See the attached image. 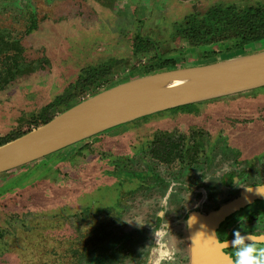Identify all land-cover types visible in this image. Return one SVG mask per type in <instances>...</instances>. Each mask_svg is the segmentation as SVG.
<instances>
[{
  "label": "rangeland",
  "instance_id": "374dc122",
  "mask_svg": "<svg viewBox=\"0 0 264 264\" xmlns=\"http://www.w3.org/2000/svg\"><path fill=\"white\" fill-rule=\"evenodd\" d=\"M232 6L237 10L264 7V0H0V145L42 125L39 123L46 115L56 116L68 108L67 103L72 106L107 87L158 72L164 62H173L166 69H174L263 48L264 38L238 45L245 26L241 20L228 22L232 12L236 16L241 12H231ZM5 66L9 78L3 70ZM188 106L111 128L102 132L113 142L111 146L106 142L103 148H90L101 140L93 136L1 182L2 197L17 188H38L37 184L56 175L55 168L68 171L81 159L97 162L95 166L89 163L93 170L71 184L70 176L60 178L63 187L62 181L47 180L50 188L32 203L35 208L31 209L37 214L31 212L29 218L39 219L29 223L36 222L38 232L26 226L28 221L22 217L25 213L19 214L25 203L2 212L11 227L16 221V247L31 253L27 261L15 259V264H147L155 246V231H163L165 239L172 243L175 240L167 223L160 228L156 225L169 208L166 206L174 215L180 210L188 211L201 200L198 195H189L182 169L187 168L186 174L191 169L190 176L199 175L209 189L210 170L226 164L221 155L230 148L239 162L243 160L240 163L247 172L246 182L264 185V87ZM164 122L170 126L161 130ZM189 128L203 131V158L208 154L216 161L215 166L208 162L187 166L178 161L154 166L157 188L147 176L152 163L148 151L139 149V159L127 164H131L127 171L120 170L119 161L123 157L130 160L125 154L130 140L135 144L130 146L132 149L142 148L159 131L178 134ZM14 171L0 174V178L10 177ZM171 185L176 195L173 203L166 205L163 196ZM35 193L40 194L36 190L31 195ZM205 194L203 199L210 209L229 200L232 191H218L216 197L209 190ZM4 198H0L1 203ZM73 204L83 210L79 216L71 214ZM110 205L116 207L112 214L106 209ZM259 206H264V199L259 200ZM177 233L182 239L181 230ZM46 235L54 245L61 242L59 248H47L43 244L48 240ZM180 260L183 262V257ZM162 264L183 263L173 259Z\"/></svg>",
  "mask_w": 264,
  "mask_h": 264
},
{
  "label": "flooded vegetation",
  "instance_id": "af4514ba",
  "mask_svg": "<svg viewBox=\"0 0 264 264\" xmlns=\"http://www.w3.org/2000/svg\"><path fill=\"white\" fill-rule=\"evenodd\" d=\"M7 68L8 66H5L3 67V70L5 72L6 78H9V76L7 75V72L9 70H7ZM0 74H2V72H0ZM168 126H170V123L166 125V123L164 122L163 125L160 126L159 128L162 130L163 128H166ZM159 132L160 133L154 136L152 142L143 143L144 146L142 148L137 146L135 149H132V147L130 146L133 145L135 146V144L133 143L134 141L133 139L130 140L127 145L128 151L125 152V154L127 155L126 157H129L130 160L127 161L126 158L123 157L119 161L120 170L127 171L128 166L131 167V164L130 165L127 164L137 161L139 159L136 154L137 150L139 149H141V151L145 153L148 151L147 155L151 159L152 163H151V167H149V169L147 170L148 172L147 176L148 178H150L152 184L157 188L159 184L157 180V174H156L157 172H155L154 166L158 168L160 164L161 165L163 164L166 165L168 163L172 164V162L174 161H178L180 163L183 162L182 164H185L187 166H192L194 163L198 164V162H202L203 165L204 163L208 162V164L215 166L214 163L216 161L214 162L213 158H211L208 154L205 155V157L203 158L204 154H206L205 143L202 140V138L204 137L202 135L203 131L189 128L187 132H179L178 134H174L169 130L167 131L164 130ZM101 135L98 134L94 136V137H99L98 139L101 140L98 144L95 143L91 145L88 144L90 148H97V147L99 148V146H102L103 148L104 146H106L105 145L106 142H109V146L113 145V142L110 139L104 138L105 134L101 133ZM128 139L130 138L128 137ZM160 139L162 140V142L160 141ZM186 142L190 144L189 147L185 146L187 144ZM131 150H133L134 152H132ZM230 153H231L230 155L231 158H225ZM235 154L236 153L235 151L233 152L232 148L222 153L221 155L222 161H226V164H223V166H219V167L218 166L213 167L210 170L209 178L211 179V187L209 189L203 186L202 182L200 181V179L202 178L199 175L196 176V178H192L190 176V173H192L191 169H188L187 174H186L187 168L185 170L182 169L181 173L183 174V172L185 171L183 176L186 175L187 177L186 182L189 184L188 187H190L189 195L190 194L198 195L200 196L199 199L201 198V200L198 202V204L188 209V211L180 210L177 211V213L174 215L168 213L170 206H166L169 208L164 210L161 214L162 215L160 217L161 219L157 220V224H156L157 228H160L161 225L163 226L165 225V223H167L168 228L171 227L169 229V232L171 231L173 238L175 239L173 240V243L170 239H166L168 241L167 249L169 253L173 255V258H171L170 260L173 261L174 259L180 261L183 264H232V260L234 259V256H233V249L231 247V243H229L227 247H224L223 249H221V252H219L215 248V246L210 242L211 236L214 235L221 242L224 241L230 242L233 239V231L237 229L241 231L242 235L245 233H249L253 235L264 234V206H259V200L262 199L255 198L251 201L246 200L242 204L235 205L236 202L242 199L241 198L242 194L249 191L248 189L253 190L256 189L257 187L264 188V185H262V183L260 184L256 181H252L251 184H248V182H246L247 172L246 170H243V165L240 163L241 161L243 162V160L241 159V161L239 162V160L236 159ZM196 155L197 156L199 155L200 157L198 156L199 158H196ZM95 161L96 160L93 159H81L77 164V166H74L73 168H69L68 171L67 170L62 171L61 169L55 168L54 171H56V175L54 177L53 175H51L47 177V179L43 180L42 184L41 183L37 184L39 185L38 188L25 189L21 187V189L17 188L15 190H12L11 192H8L5 196H2L5 197L4 203L0 202V218L2 212L4 211L7 212L8 210L11 209L13 205L15 204L20 205L21 203H25L22 209L19 211V214L25 213L24 216H22V214L21 216L23 217L24 220L28 221V224H26V226H28L31 229H35V231L38 232L39 229H38V225H36V222L34 224L33 223L29 224V223L34 222L35 220L39 221V219H36L37 217L35 216L34 219L33 218L29 219V218L31 216L30 215L31 212L35 213V211H32L31 209L32 207L35 208L34 205H32V203L33 204L35 203V200L38 199L37 197H39V195H41V197L44 196V193L47 192L46 190L50 188L47 180L51 181L54 178L53 180H55L56 182L62 181L60 187H63L62 186L64 185L63 179L60 180V178H64L66 175H68L67 179L69 178V176L72 178V179L70 178L68 179V183L71 184L74 179L76 181L80 179V177L82 178V174L87 175L90 169L93 170L94 168L93 166H95V164L97 163V162L95 163ZM91 162L94 163L93 166L89 164ZM33 163L35 162L22 166L21 169L18 170L19 172L16 170L13 172V174L11 175L9 174L10 177L4 176L0 178V183L1 182L4 183L7 182V180L9 179L16 178L21 171L24 172L27 171V169L30 167L29 165H33ZM211 165L209 167H211ZM131 170L134 171V168ZM259 178L261 179V177ZM193 183H195V187L192 189ZM173 187L175 186L171 185V188L167 189L165 195L163 196L167 200L165 202L166 205H170L168 204L169 201L173 203L174 197L176 195L173 193ZM72 188L74 187L72 186ZM205 189H207V192L205 191ZM36 190L37 192H40V194L35 193L36 195L32 196L31 193L35 192ZM208 190L209 193H212L211 195L212 197L216 195L218 191L222 192L224 190L232 191V195L230 196L229 200H226L221 204L209 209L207 208L208 202L204 200L206 197L205 193H208ZM27 191L28 194L26 193ZM2 197L0 196V198ZM110 198L112 200H114L115 198L112 193H110ZM86 205H90L89 208L94 209V207H92L91 204L88 203ZM114 207L115 205H110L108 208H106L109 210L108 211L109 214L113 209H116V207L115 208ZM72 209L73 211L71 214L74 215L78 214L76 216H79V214L83 212V210L79 209L78 206H76V204L72 205ZM41 213L42 212H39V214ZM84 213L86 214L88 213V211ZM93 213H96V211H94ZM165 214H167L169 217H167ZM2 216L3 219L0 221V264H15V259H20V258L22 260L27 261L29 258H31L30 251L26 248L16 247L15 235L13 232V230L15 229L14 222L16 221L12 222V227H11V222L8 219H6L7 217H4V215ZM163 218H166L165 222L162 221ZM190 218H192L191 225L188 224V220ZM177 230H181L182 239L178 235ZM35 231L33 230L34 233ZM46 237L48 240L45 241L43 244L47 246V248L48 245L50 247L59 248L58 246L61 245V242H59L58 245H54L53 239H49L48 235H46ZM181 257H183L184 259L183 262L182 260H180Z\"/></svg>",
  "mask_w": 264,
  "mask_h": 264
},
{
  "label": "water",
  "instance_id": "95a60500",
  "mask_svg": "<svg viewBox=\"0 0 264 264\" xmlns=\"http://www.w3.org/2000/svg\"><path fill=\"white\" fill-rule=\"evenodd\" d=\"M264 87V47L219 61L166 69L100 90L0 145V174L156 113ZM237 204L264 194H242Z\"/></svg>",
  "mask_w": 264,
  "mask_h": 264
},
{
  "label": "clouds",
  "instance_id": "9594fccd",
  "mask_svg": "<svg viewBox=\"0 0 264 264\" xmlns=\"http://www.w3.org/2000/svg\"><path fill=\"white\" fill-rule=\"evenodd\" d=\"M248 190L252 191V189ZM255 191L264 194V188L257 187ZM135 222L140 226L137 221ZM191 223L192 218L188 220V224L191 225ZM165 235L163 231H155L153 233L155 247L152 248L147 264H162V262L171 259ZM210 242L219 252L231 243L234 256L232 264H264V234L253 235L245 233L242 235L241 231L237 229L233 231V239L230 242H221L214 235L210 237Z\"/></svg>",
  "mask_w": 264,
  "mask_h": 264
},
{
  "label": "trees",
  "instance_id": "16d2710c",
  "mask_svg": "<svg viewBox=\"0 0 264 264\" xmlns=\"http://www.w3.org/2000/svg\"><path fill=\"white\" fill-rule=\"evenodd\" d=\"M237 10L235 8V6H232V9L229 8V10L232 12V10ZM237 11H241L239 13L238 16L235 15V13L232 12V17L227 19L228 22H230L231 24L233 22H240V20L243 22V26H245V28H241L243 30L242 32V40L241 42L238 44L239 46L245 43H249L250 41L254 40V39H260V38H264V7H247L244 8L242 10H237ZM244 12V14H243ZM241 18V19H240ZM262 19V20H261ZM240 25V24H238ZM260 33H263L260 35ZM244 36H248L247 38H245ZM172 65L173 62H164L163 64H161V66L159 67V71L161 70H165L167 65ZM96 93V92H95ZM94 94V93H93ZM70 104L67 103L66 108L69 107ZM190 106L185 105V106H181L180 108H188ZM179 108V107H178ZM177 109V108H175ZM173 110V109H171ZM63 110L59 111L62 112ZM54 115H46L39 124H44L46 122H48L51 118H53Z\"/></svg>",
  "mask_w": 264,
  "mask_h": 264
}]
</instances>
